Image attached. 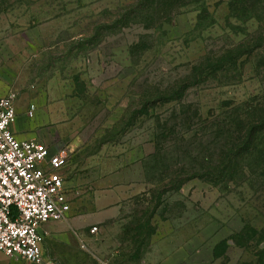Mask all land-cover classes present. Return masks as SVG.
Returning <instances> with one entry per match:
<instances>
[{
  "label": "rangeland",
  "instance_id": "374dc122",
  "mask_svg": "<svg viewBox=\"0 0 264 264\" xmlns=\"http://www.w3.org/2000/svg\"><path fill=\"white\" fill-rule=\"evenodd\" d=\"M9 93L68 153L71 208L107 214L43 238L57 264H264V157L235 148L264 97V0H0Z\"/></svg>",
  "mask_w": 264,
  "mask_h": 264
},
{
  "label": "built area",
  "instance_id": "2783aa9c",
  "mask_svg": "<svg viewBox=\"0 0 264 264\" xmlns=\"http://www.w3.org/2000/svg\"><path fill=\"white\" fill-rule=\"evenodd\" d=\"M25 113L33 119L36 105L30 103ZM16 120L15 94L0 95V253L31 264H57L43 251L42 226L70 211L68 153L53 152L36 137H17Z\"/></svg>",
  "mask_w": 264,
  "mask_h": 264
},
{
  "label": "crops",
  "instance_id": "0c3cea01",
  "mask_svg": "<svg viewBox=\"0 0 264 264\" xmlns=\"http://www.w3.org/2000/svg\"><path fill=\"white\" fill-rule=\"evenodd\" d=\"M13 131L15 135L19 138L29 137L20 128L18 112L16 124L13 126ZM68 200L70 202V211L68 212L65 219L59 221H49L42 226V231L46 233L44 235V238L56 237L58 239H63L65 235L73 233L76 235L77 238L83 241L90 234H94L90 232V229L93 226L97 227L96 224L105 220L107 214L106 211L103 210V208L97 207L98 209H96L90 204H84L85 207L81 206L80 208L73 210L71 208V200L69 199V197ZM42 248L44 251L43 241ZM2 257L8 258L1 253L0 258Z\"/></svg>",
  "mask_w": 264,
  "mask_h": 264
},
{
  "label": "trees",
  "instance_id": "16d2710c",
  "mask_svg": "<svg viewBox=\"0 0 264 264\" xmlns=\"http://www.w3.org/2000/svg\"><path fill=\"white\" fill-rule=\"evenodd\" d=\"M245 122L242 127L236 132L235 148L238 155L256 150L264 157V144L262 148L259 147L261 139L264 137V97L254 107H251L250 112L246 113Z\"/></svg>",
  "mask_w": 264,
  "mask_h": 264
}]
</instances>
